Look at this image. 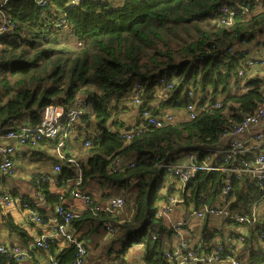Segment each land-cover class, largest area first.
I'll return each instance as SVG.
<instances>
[{
	"label": "trees",
	"instance_id": "16d2710c",
	"mask_svg": "<svg viewBox=\"0 0 264 264\" xmlns=\"http://www.w3.org/2000/svg\"><path fill=\"white\" fill-rule=\"evenodd\" d=\"M70 2L47 0L40 6L37 0H0V15L14 23L11 32L0 36V127L17 120L21 123L25 116L36 123L47 105L71 107L81 97L91 103V111L80 117L82 125L76 128L77 134L88 132L92 124L98 132L94 138L83 140L85 156L75 157L82 167V182L77 187L94 178L102 188L122 193L125 205L119 214L89 208L69 223L76 227L84 219L96 217L99 225L113 227L106 238L88 246L89 255L104 258L117 245L122 252L142 243L145 264H170L163 255V234L173 236L175 232L155 213L176 189L172 185L160 191L158 182L167 174L162 163L176 162L181 153L196 148L197 159H202L203 146L213 148L224 128L253 112L264 100V67L248 75L249 69L243 66L250 43L264 46V41L258 40L264 34V0H123L116 7L109 0ZM222 6L233 14L221 13ZM62 13L66 25L48 26ZM69 36H74L71 41L75 44L63 41L60 48L56 46ZM240 69L248 87L243 92L233 89L239 84ZM137 86L142 91L141 108H137L135 123L131 124L132 117L121 109L127 108L123 103L128 102L133 112L130 94ZM212 95L222 96L221 105L204 107ZM189 103L195 107L192 118L185 113L187 116L175 117L163 126L134 128L142 122L144 106L154 116L159 110L178 112ZM126 131L131 132L128 138L123 137ZM40 143L50 146L53 141L45 138ZM116 158L121 161L118 166L114 164ZM57 161L54 158L53 162ZM64 162L58 180L76 173L75 167ZM219 163L224 164L222 160ZM225 175L222 169L198 170L179 189L185 205H196L202 193H209L208 203L222 201L221 180ZM32 178L50 205L62 204L76 188L56 193L48 182H36L35 175ZM231 181L226 194L231 212L249 215L255 199L260 198L259 189L246 174ZM38 211L45 213L40 208ZM191 219H197L193 226H201L198 244L205 251L231 225L227 218H219L221 226L211 224L214 218L208 215ZM10 224L26 240L25 230ZM242 226L249 238L239 256L246 264H264L255 234L264 226V215L255 224ZM47 242V248L40 250L49 252L57 264L73 261L74 244L61 247L58 238ZM7 260L0 254V264H7Z\"/></svg>",
	"mask_w": 264,
	"mask_h": 264
},
{
	"label": "built area",
	"instance_id": "2783aa9c",
	"mask_svg": "<svg viewBox=\"0 0 264 264\" xmlns=\"http://www.w3.org/2000/svg\"><path fill=\"white\" fill-rule=\"evenodd\" d=\"M81 0H72V4H77ZM95 1V0H91ZM38 4L44 5L47 0H37ZM220 12L228 15L233 14L229 9L220 7ZM65 16L57 17L54 22L57 26H60L65 22ZM14 28V23L11 19L6 16L0 15V33L11 32ZM258 64L260 67H264V58L260 59L257 56L249 55L244 60L243 66L249 69L251 66ZM250 70V69H249ZM249 75V74H248ZM246 75L244 70L240 69L238 72L239 84L234 86L233 89L236 91H246L248 87L244 85ZM171 85H168L170 87ZM142 91L139 87H135L132 93V103L137 105L140 103ZM222 96L212 95V99H209L204 103V107L211 104V106L219 107L221 105ZM140 100V101H139ZM87 101L81 97L78 98L74 106L66 107L62 104H51L44 107L41 111L40 120L36 123H30L26 120L9 124L7 126L0 127V173L4 175H12L14 173L15 159L24 155L23 149L34 148L41 145L40 141L48 139L53 141V148L56 149L57 154L66 159L65 152H62V147L66 141L73 136L72 129L76 122H78L82 109ZM189 116H194L195 107L189 103L185 108ZM160 112L154 116L150 114V110L143 108L140 113L142 122L134 128H142L146 125L150 126H163L171 123L173 114L169 110H159ZM264 119V100L257 104L255 110L245 115L238 122H233L228 128H224L221 132L220 140H227L224 146H220L218 141L216 145L212 147H205L203 158L198 160L197 155L199 149L189 150L188 154H185V158L181 156L176 162H163L165 171L167 174L165 178H172L173 187L176 191L168 194L165 203L162 208L155 213V217H168V215L182 206L184 198L180 195L179 189H183L188 181L195 176V173L200 169L213 170L222 169L226 172V175L222 178L223 185L220 189V195L222 201L214 202V204L208 203L206 198L209 193H202L198 197V203H190L187 216H183L176 222H170V229L175 234H182V229L190 223V218H203L208 215L210 217L227 218L231 221V225H237L239 228L230 229L229 233L216 236L215 245L208 251L200 248L198 242L191 244L189 241L182 239L174 247H166L163 249V255L168 259L170 264H246L241 256L238 254V250L245 246V241L248 237L247 230L242 224L252 225L258 220L262 219L264 211L262 213L257 212V204L264 202V129L255 130L252 132L251 128L253 125L258 124ZM130 131L123 133V137H129ZM245 138H241V135H245ZM90 141H86L85 144H89ZM201 144V143H200ZM249 154L250 157L245 155ZM239 155V156H237ZM75 164L77 169L79 168L78 163L69 159ZM222 160L224 164L219 163ZM120 159L116 158L114 164L118 166ZM229 163V166L226 164ZM55 171L62 169V163H56L54 166ZM246 174L249 181L259 189L260 198L254 201L251 213L246 215L245 213L231 212L229 208V200H227V193L231 189L232 177H241ZM50 180V175H39L37 182H46ZM82 180V170L78 169V173L74 178V184L79 186ZM71 195L75 198H80L93 212L105 210L107 213H114L119 211L125 205V199L121 195H112L108 200L106 208H101L97 204H92L89 194L85 191L79 190V187L74 188L71 191ZM1 201L6 205L12 204L16 201V198L11 193H1ZM35 202H28L24 205H30L32 215L29 219H35L37 222H44L45 216L40 215L35 207ZM186 206V205H185ZM54 220L53 226L54 236L38 235L30 243L31 245L46 249L48 246V239L60 238L65 242L74 244L76 252L73 261L70 264H83L86 254V247L84 243L70 230V220L77 216L69 206L57 203L54 206ZM228 226V225H227ZM108 232L113 230L110 224L105 225ZM257 240L256 242L262 255H264V226H261L256 231ZM55 235L57 237H55ZM222 238V239H221ZM25 248H21L19 245L11 244L6 246L0 244V254L6 257L7 263L10 261H20L25 257ZM46 264H57L56 259L53 256L48 257ZM122 264H129L124 262Z\"/></svg>",
	"mask_w": 264,
	"mask_h": 264
},
{
	"label": "crops",
	"instance_id": "0c3cea01",
	"mask_svg": "<svg viewBox=\"0 0 264 264\" xmlns=\"http://www.w3.org/2000/svg\"><path fill=\"white\" fill-rule=\"evenodd\" d=\"M258 40L264 41V34L259 35ZM249 47H250L249 55L257 56L260 59L264 58V48H263L264 46H261V45L256 46L255 42H252L249 44ZM249 69L250 70H248V74L253 75V74H256L260 69H262V67H260V65H258V64H255V65L251 66ZM214 96H216V95H214ZM87 110H89V109L87 108ZM89 111H91V109ZM170 112H172V111H170ZM176 113L180 114V110H178V112H176ZM129 114L133 120V122L131 124H134L135 123L134 119L137 115V112H134V110H133V112H131ZM179 117H180V115H179ZM20 119H23L24 121L26 120L27 122L31 123V121L28 120L27 116L21 117ZM260 129H264V119L262 121H260L258 124L253 125L251 128L252 132H254L255 130H260ZM78 136L79 135L77 133H73L72 138L75 139ZM245 137H246V134L241 135V138H245ZM226 141L227 140H225V139L220 140L219 141L220 146H224ZM51 147H53V144L49 146L45 143V144H41L38 147H34V148H28L27 147L26 149H23L24 155L15 159L14 173L12 175H8V176L0 173V194L4 193V192L8 193V194L12 193V196H14L16 198V201L12 204H9V206H6L0 199V244L6 245V246H10L11 244H16V245H19L21 248H25V250L27 251V252L25 251L26 252L25 257L22 260H20L18 262L13 260L7 264H46L48 262L47 261L48 257L52 256V255H49V252L47 253L46 251H42V250H40V248H37V247L31 245V243H30L38 235L54 236L53 226L55 224V220H54V215H55L54 206L55 205L54 204L50 205V204L46 203L44 194L41 193V191L39 192L37 190L38 187H36V185L34 184L32 177L35 175V181L37 182L39 175L49 174L50 180H47L46 182H48V184H49L48 186H50L51 189H52V185L60 187L58 184H61V186H63L67 182L68 179L62 180V178H61L60 180H58L57 176L59 175L60 171H55L54 167H53L56 163H59V160L57 162L51 161L50 167H46L43 174H41L39 172H38L39 174H34V173L32 174V176L30 177V183L28 185L27 193L21 191L17 187L16 182H14L13 180L6 185V181H7L8 177L13 178L16 175L18 168H19L18 166L22 162L21 160L23 159V157L26 156L27 151L28 152L31 151L33 153V155H38V154L44 155V153H46V151ZM79 150H78V152H79ZM81 150H80V152H81ZM72 156H74V155L72 154ZM181 156H183L185 158L184 153H181ZM55 158H57V157H55ZM19 160H20V162L16 164V162ZM21 164H23V163H21ZM49 171H51V172H49ZM46 182H41V183L45 184ZM87 184L90 185V187L94 191L93 190L90 192H87L85 190H83V191H85L87 194H89L91 201H92V204H94V205L97 204L101 208H104V209L106 208V206L108 205V200H109L110 196L117 195V194H114L116 192L115 188L104 189L101 187V185H99L97 180H94V181L90 180L85 185H87ZM52 191H53V189H52ZM56 193H59V192H56ZM119 196H121V195H119ZM67 197H69V198H67ZM72 198H73V196L71 195V193H69V195H67L65 197L64 202L62 204H64V205L66 204L67 206H69V208L72 209L73 212L75 214H77L78 216L83 215L84 212L89 210L88 204H86L83 200L78 198L86 205V206L84 205V207L80 201L75 200V198L74 199H72ZM28 202H35L36 203L35 207H37V211L39 208L41 211L42 210L45 211L44 214L43 213L41 214L38 211V213L40 215L45 216L46 219H44V222L39 223L33 218L29 219L30 216L32 215L31 210H30L31 207H30V205H27V206L24 205L25 203H28ZM161 208H162V206L159 209H161ZM188 210H189V206H185L183 204L182 206L178 207L176 210L172 211L170 213V216L172 217L173 220L181 219L183 216H185V217L187 216ZM120 211H121V209L117 212H114L113 214H117ZM102 212L107 213L105 210H102ZM164 220L170 227L169 221L166 220L165 218H164ZM10 223H13L14 225H18L25 230V232L27 233L26 240L24 238H22L19 231L16 228H14ZM191 223H192V221H190V223L187 227V230L182 229V234H180V235L175 234V235L171 236V235H166V232H165L163 234L164 248L174 247L182 239L189 241L191 244L197 243L200 239L199 238L200 236L197 233H194L197 236L192 234L193 233L192 230H195L196 228L194 226H192ZM197 225H198V223H197ZM76 227H73L72 225H70V228H71L70 230L74 233V235L76 236V238H78V240H80L84 243V245L86 247V254H85V258H84L85 261L83 264H122L123 261L127 262L129 264H145V261L142 258V248H141L142 243H134L133 245L129 246L127 249L123 250L122 252H119V253H121V255H123L121 260H120L121 261L120 263L117 261V259L113 255L114 253H116L117 248L120 247V245H117L115 250L112 253H110V255H108V256L106 255V257H104V258L101 256H97L95 254H92V255H89V253L87 254L88 246L89 247L94 246L96 243H98L101 240H103L104 238H106L110 233L108 232V230L105 227L104 233L100 237L99 236H92V239L88 240L87 238H84L85 232L84 233L80 232V234H78L81 237V239H80V237L75 232ZM91 229L94 230V228H90L89 230L91 231ZM229 232H230V229L229 230L226 229L224 231V234L229 233ZM55 237H57V236L55 235ZM58 242H59V245L61 247L64 246L66 243H68V242L63 241L60 238H58ZM68 244H70V243H68ZM240 249L238 250V254H239Z\"/></svg>",
	"mask_w": 264,
	"mask_h": 264
},
{
	"label": "rangeland",
	"instance_id": "374dc122",
	"mask_svg": "<svg viewBox=\"0 0 264 264\" xmlns=\"http://www.w3.org/2000/svg\"><path fill=\"white\" fill-rule=\"evenodd\" d=\"M112 4V6H117L119 4H121L123 2V0H109ZM65 36H62V38H64ZM61 40L56 44V46H58L60 48L61 44H63V41H67L71 44H75V42L71 41V40H74V36H69L68 37V40ZM209 99H212V96L209 97ZM140 101V100H139ZM125 107V109H121V112H126V113H131V109H128V105L127 103H123ZM135 105V104H134ZM133 105V106H134ZM92 107L91 103L88 104V109L90 110ZM88 110V111H89ZM169 110V109H168ZM171 110V109H170ZM169 110V111H170ZM134 112H137V109L134 108ZM177 111H172L171 113L173 114V117H183L184 115L187 116V114H185L187 112V110L185 109H180V114L176 113ZM182 112V113H181ZM176 114V115H175ZM189 116V114H188ZM191 117V116H189ZM192 118V117H191ZM174 120V119H173ZM232 124V123H231ZM90 130L88 132H85L82 131V133L78 136V138H70L69 140L66 141L65 145L61 148L62 149V152H70L72 153L75 157L77 158H82L85 156V153L83 152V148H82V143H83V139L87 136L89 137H95L97 135V132H98V129L95 128V124H92L91 127L89 128ZM81 152H80V150ZM79 150V152H78ZM31 151H27L26 152V156L23 157V159L21 160L23 164H19V168H18V171L16 173V175L13 177V178H9L7 179L6 181V185L11 182L12 180L14 182H16L17 184V187L23 191V192H26L28 191V185L30 183V177L32 176V174H43V172L45 171L46 167H50L51 165V161L53 162V159L55 157H57V151L56 149H54L53 147L49 148L46 153H44V155H33V153ZM43 153V152H42ZM19 161L16 162L19 163ZM39 172V173H38ZM51 172V171H49ZM90 180H96L94 178H90L87 180L90 181ZM172 178H162L158 183H159V186H160V191H165L168 187H171L173 185L172 183ZM86 182V183H87ZM85 183V184H86ZM74 184V178H69L67 180V182L61 186V187H57L55 185H52V189L53 191L55 192H59V193H64L66 190H69ZM83 187H79V190L83 191H87V192H90L92 191L93 189L90 187V185H85ZM104 190V189H103ZM94 191V190H93ZM92 193V192H91ZM101 193V192H100ZM122 193H120L119 195H121ZM123 196V195H122ZM70 197V196H69ZM67 197V198H69ZM75 197H73L72 199H74ZM65 199V198H64ZM64 199L62 202H64ZM75 200H78L81 202V204H83V207H84V203L78 199V198H75ZM96 202V201H95ZM86 206V205H85ZM257 212L258 213H262L264 211V202H260L257 204ZM122 210V209H121ZM121 212V211H120ZM119 212V213H120ZM118 213V214H119ZM166 220L170 222H176L177 220H173L172 217L170 216V214L168 215V217H165ZM197 219H191V221H196ZM211 224H216L217 226H221L220 224V219L218 217H215L214 218V221L211 223ZM211 224L209 225V227H211ZM193 226V224H192ZM194 227L196 228L195 230H192L193 231V235H196L194 233H197L199 234L200 233V230H201V226L200 225H197L195 224ZM90 228H94V230L90 231L89 229ZM234 228H239L237 225H229V226H226V229L229 230V229H234ZM104 230H105V226L104 225H99V222L97 220L96 217H88L86 219H84V221H82L77 227H76V234H80L81 233H84V238H87L88 240L92 239V236H102L103 233H104ZM79 236V235H78ZM197 236V235H196ZM119 250H120V247L117 248V251L116 253H114L113 255L115 256V258L117 259V261L120 263L121 261V258L123 255H121V253H119Z\"/></svg>",
	"mask_w": 264,
	"mask_h": 264
},
{
	"label": "bare ground",
	"instance_id": "6f19581e",
	"mask_svg": "<svg viewBox=\"0 0 264 264\" xmlns=\"http://www.w3.org/2000/svg\"><path fill=\"white\" fill-rule=\"evenodd\" d=\"M70 4L73 5V4H72V0H71ZM60 16H65V13H62ZM52 23H54V24H52V25H48V26H53V27H55V28H60L61 26L66 25V19H65V22H64L63 24H61L60 26H57V25H56V22H54L53 20H52ZM131 94H132V93H131ZM131 94H130V99H131V101H132V100H133V97H132ZM62 105H64V104L62 103ZM64 106H65V105H64ZM87 108H88V103H86V104L84 105V107H83V109H82L83 113H81V116H84V115L86 114V112H88ZM144 108H148V107H147V106H144ZM81 116H80V117H81ZM80 117H79L78 122H76V124L74 125L71 134H73V133H77V129H76V128L78 127V125H82V123L80 122V119H81ZM68 153H69V152H68ZM68 153L65 152L66 159H65V158L63 159V158L60 157L58 154H57V158H58L59 162H61L62 164L65 163L64 161H66V162H68L69 164H71L73 167H75V172H76V173H75L72 177H66V176H64V178H63L62 180H64V179H69V178H75L76 175H77V173H78V169L82 170V167H80V165H79V163L77 162L76 158H75L74 156H72V155H68ZM68 156H70V158H69ZM69 159H73V160H75V161L78 163L79 168L77 169V167L75 166V164H74L73 162H71ZM81 182H82V180H81ZM72 186L77 187V185H72ZM54 205H56V204H54ZM77 216H78V215H77Z\"/></svg>",
	"mask_w": 264,
	"mask_h": 264
},
{
	"label": "clouds",
	"instance_id": "9594fccd",
	"mask_svg": "<svg viewBox=\"0 0 264 264\" xmlns=\"http://www.w3.org/2000/svg\"><path fill=\"white\" fill-rule=\"evenodd\" d=\"M216 96H217V95H216ZM216 96H215V97H216ZM87 103H88V102H87ZM139 104H140V103H139ZM139 104H137V105H134V107H135L136 109H137V108H139V107H140V105H139ZM140 108H141V107H140ZM185 110H186V109H185ZM186 113H187V112H186ZM71 138H72V137H71ZM69 139H70V138H69ZM69 139H68V140H69ZM63 167H64V164H62V168H63Z\"/></svg>",
	"mask_w": 264,
	"mask_h": 264
},
{
	"label": "water",
	"instance_id": "95a60500",
	"mask_svg": "<svg viewBox=\"0 0 264 264\" xmlns=\"http://www.w3.org/2000/svg\"><path fill=\"white\" fill-rule=\"evenodd\" d=\"M2 35H4V33H3V32H1V33H0V36H2Z\"/></svg>",
	"mask_w": 264,
	"mask_h": 264
}]
</instances>
